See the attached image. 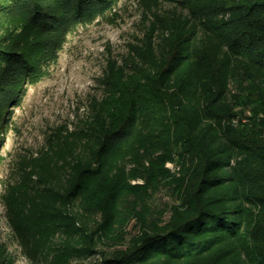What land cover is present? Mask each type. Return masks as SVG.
I'll return each mask as SVG.
<instances>
[{"label": "trees", "instance_id": "1", "mask_svg": "<svg viewBox=\"0 0 264 264\" xmlns=\"http://www.w3.org/2000/svg\"><path fill=\"white\" fill-rule=\"evenodd\" d=\"M118 1L0 0V129L43 58ZM169 1L111 65L105 96L2 188L33 263L264 264V135L241 117L264 110V0ZM13 20L35 30L34 51ZM164 189L176 201L150 208ZM13 261L0 244V264Z\"/></svg>", "mask_w": 264, "mask_h": 264}, {"label": "rangeland", "instance_id": "2", "mask_svg": "<svg viewBox=\"0 0 264 264\" xmlns=\"http://www.w3.org/2000/svg\"><path fill=\"white\" fill-rule=\"evenodd\" d=\"M169 5V0H119L95 21L74 28L58 50L57 58L46 61L41 50H35L44 57L40 62L42 71L38 79L24 84L20 102L8 112L5 126L0 129V192L15 178L19 166L36 155L49 137L73 128L88 114L90 103L105 96L104 82L111 65L123 64L132 44L153 26L156 14ZM6 26L19 47L34 51L38 38L35 30L21 20ZM241 117L264 135V110L245 107ZM167 165L174 167L171 162ZM137 181L140 180H134ZM1 198L0 194V244L7 246L13 264H36L16 237ZM175 201L164 189L147 203L150 208L163 211ZM133 223L129 220L124 224L126 236L120 245H127L136 232ZM102 248L110 249L105 245ZM102 256L97 253L74 264H102Z\"/></svg>", "mask_w": 264, "mask_h": 264}]
</instances>
